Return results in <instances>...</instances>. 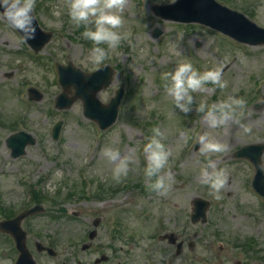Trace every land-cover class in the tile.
I'll return each instance as SVG.
<instances>
[{"label":"rangeland","instance_id":"rangeland-1","mask_svg":"<svg viewBox=\"0 0 264 264\" xmlns=\"http://www.w3.org/2000/svg\"><path fill=\"white\" fill-rule=\"evenodd\" d=\"M216 1L264 28V0ZM174 2L126 0L121 13L124 23L119 29L124 38L99 65L86 62L93 45L82 36L85 25L77 27L70 20L67 0H36L33 14L41 29L52 33L50 42L37 54H31L20 36L0 21V214L2 209L19 213L39 201L45 212L29 219L31 243L34 236L42 242L51 237L60 246L63 233H58L62 227L57 225L76 224L79 233L80 229L92 230V221L99 218L94 245L101 248L94 257L87 254L85 261L115 264L110 258L119 257L127 264H188L185 257L210 256L200 237L211 241L213 231L221 234L225 247L221 264L245 259L231 246L236 239L252 236L264 249V224L258 227V222L247 217L249 207L256 202L246 189L247 172L243 163L231 156L242 146L264 144V105L254 106L264 96V46L238 44L204 26L163 21L151 12L155 4ZM155 28L161 31L156 39L152 37ZM184 62H191L201 72L220 68L221 78L227 82L223 89L209 83L193 92L188 113L172 106L163 86V74ZM56 63H71L85 73L105 64L115 69L111 86L97 95L107 103L123 86L113 126L99 131L83 117L80 101L65 111L54 109L55 97L61 92ZM29 87L41 92L40 102L28 101ZM230 95L247 101L241 122L251 128L250 133H244L234 121L212 129L198 110L201 103L212 106ZM58 120L63 126L55 142L50 131ZM153 128H159L162 142L171 152L161 172H170L173 177L165 195L150 190L144 177L147 160L143 147ZM18 130L31 133L36 144L13 160L5 139ZM205 133L225 144L226 150L201 154L199 137ZM105 147L131 157L128 175L119 183L112 179L113 165L101 154ZM262 158L264 161V154ZM209 159L227 173L219 199L200 180V171ZM194 197L211 202L206 225L189 221ZM72 212L79 213V218L62 220V215ZM49 215L58 219L49 220ZM166 232L186 233L196 245L192 255L185 249L184 256L175 257L174 249L159 240ZM215 246L217 253V243Z\"/></svg>","mask_w":264,"mask_h":264},{"label":"clouds","instance_id":"clouds-1","mask_svg":"<svg viewBox=\"0 0 264 264\" xmlns=\"http://www.w3.org/2000/svg\"><path fill=\"white\" fill-rule=\"evenodd\" d=\"M125 3L126 0H67L70 20L77 27L85 25L82 36L93 45L86 62L99 65L105 61L109 51L119 47L124 38L119 29L124 23L121 13ZM35 4L36 0H0V21L18 32L23 42L35 37L33 15ZM55 15L59 16L60 12H56ZM101 45H107V48ZM221 77L220 68L201 72L194 68L191 62H184L178 64L173 71L163 74L165 81L163 86L167 96L171 98L172 106L182 113H188L192 110V93L203 90L209 83L221 89L225 88L227 82ZM246 103L243 97L230 95L212 106L201 103L198 110L204 113V119L212 129L234 121L244 133H250L251 128L241 122ZM152 133L143 147L147 160L144 177L150 190L165 195L171 187L173 177L170 172L166 174L161 172L167 165L171 152L162 142L163 134L159 128H153ZM199 144L201 154L223 153L226 150L225 144L207 133L200 135ZM101 154L113 165L111 171L114 181L119 183L128 175L131 157L122 156L119 149L112 147L103 148ZM227 178L226 170L218 168L212 159H209L200 171L201 183L208 185L217 199L220 198V190Z\"/></svg>","mask_w":264,"mask_h":264},{"label":"water","instance_id":"water-1","mask_svg":"<svg viewBox=\"0 0 264 264\" xmlns=\"http://www.w3.org/2000/svg\"><path fill=\"white\" fill-rule=\"evenodd\" d=\"M154 11L162 18L171 19L178 22L187 23H201L210 26L231 38L248 45L264 44V30L257 27L255 24L249 22L243 15L230 11L225 7L217 4L214 0H177L175 4L166 7H155ZM34 26L36 28L34 39L27 40L30 47L38 52L51 37L50 34L41 32L34 19ZM157 35V32H155ZM58 81L64 90L70 86L74 88V96L72 99H67L62 93L56 99V106L58 108H65L72 104V102L80 98L84 104V115L98 123L101 129H106L111 126L117 117V109L120 103L123 89L120 88L114 98L106 106H102L95 98V95L103 87H107L112 80L113 72L108 67H103L99 71L85 76L79 71L77 76L58 69ZM30 99L40 100L41 95L34 89H29ZM61 123H58L52 132L54 140L58 138ZM27 144L33 145L34 140L30 135L19 133L10 137L7 140V146L12 151V157L16 158L24 154V148ZM263 146H250L242 148L237 156L246 157L255 165H259V157L263 151ZM261 179V181H260ZM253 187L264 195V173L259 170V174L253 183ZM194 213L191 217L193 222H196L201 216L205 220V208L207 203L196 199L194 201ZM41 208L35 207L23 214L21 217H26L39 212ZM20 218L18 220H20ZM169 243H175V237L172 234L166 235ZM178 249L180 244H178ZM17 248L22 252L17 263L29 262L32 264L31 257L27 254L24 246L17 243Z\"/></svg>","mask_w":264,"mask_h":264},{"label":"flooded vegetation","instance_id":"flooded-vegetation-1","mask_svg":"<svg viewBox=\"0 0 264 264\" xmlns=\"http://www.w3.org/2000/svg\"><path fill=\"white\" fill-rule=\"evenodd\" d=\"M233 158V155H231ZM234 159V158H233ZM236 162L243 163V166L245 169L243 171H246V175H244V179H246V183L248 184L246 189L247 192L250 194V196L256 201L254 204H252L249 208V214L247 217L252 219L254 222H258V227H261L264 224V200L258 196L256 192L253 191L251 188V182L255 175V169L254 166L244 159H234ZM262 165L264 166L263 158L261 159ZM264 168V167H263ZM227 196H230L229 194ZM209 213V212H208ZM79 214H77L78 216ZM15 214H8V215H0V222L12 220L16 217ZM62 220L68 219L69 222L74 220L76 217L72 215H63ZM208 222V221H207ZM201 224V225H206ZM57 227H62V229L58 230V233H63L62 238H59L60 246L56 245V243H53V238L47 237L46 242L52 243L53 247H50L54 250L53 255H49L46 252H38L36 253V258L40 261L37 262L38 264H103V263H95L94 261H85V256L87 254L94 257L96 253H98L99 249L101 248L96 247L94 245L95 238L97 237V231L92 230H86V229H80L79 233H77L76 224H68V225H57ZM20 228L22 232L25 234V244L28 249H30L29 245V237L31 233L29 220L25 219L20 223ZM40 229V224H38V231ZM202 232V230L200 231ZM214 234H212V240L208 241L205 239V236H201L200 239L202 242H206L207 246L205 248V252L209 253L210 256L208 257H201L200 259L197 257L191 258L190 261L192 263H198V264H207L208 261H211L212 264H221V253L224 251L225 247L222 245L221 242V234H218L216 231H213ZM186 234V233H185ZM182 238H178L181 242H183V251L185 249H188L190 251V254L192 255L195 246H193L192 249L188 246V240L184 237V235L180 234ZM198 237V235H197ZM57 238V237H56ZM82 241H85L82 245H79ZM215 243H217V253H215L216 246ZM35 244V242H34ZM168 246H170L168 244ZM231 246L234 249L240 250L242 254L245 256V259L240 260L239 258H235L234 264H264V249L261 245H258V242L256 239H254L252 236L236 239L232 242ZM49 247V246H48ZM173 247V246H172ZM35 250V245L33 246ZM17 251L15 248V243L12 239V237L6 233H3L0 231V264H15V261L17 259ZM181 256H184V253L181 254ZM179 257V256H178ZM186 258V257H185ZM108 260V258H107ZM200 261V262H199ZM122 264H127L125 262H122Z\"/></svg>","mask_w":264,"mask_h":264}]
</instances>
